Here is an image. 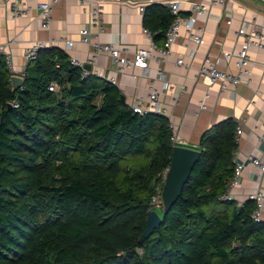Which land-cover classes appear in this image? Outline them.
Masks as SVG:
<instances>
[{
  "label": "trees",
  "instance_id": "obj_1",
  "mask_svg": "<svg viewBox=\"0 0 264 264\" xmlns=\"http://www.w3.org/2000/svg\"><path fill=\"white\" fill-rule=\"evenodd\" d=\"M174 20L166 5L144 9L159 46ZM237 129L226 119L203 134L181 196L141 241L172 162L168 117L134 112L115 85L85 76L60 48L40 50L17 91L0 58V264H264L254 202L221 200Z\"/></svg>",
  "mask_w": 264,
  "mask_h": 264
},
{
  "label": "crops",
  "instance_id": "obj_2",
  "mask_svg": "<svg viewBox=\"0 0 264 264\" xmlns=\"http://www.w3.org/2000/svg\"><path fill=\"white\" fill-rule=\"evenodd\" d=\"M51 0H33V10L21 17L14 18L8 11L9 4L0 0V48L13 58L14 69L20 74L28 65L25 52L32 44L43 42L50 47L64 50L70 59L88 63L92 49L81 43L79 36L89 22L88 5L82 0H57L53 4L50 28L40 26V11L37 3ZM176 0H104L102 6V25L104 32L100 36L103 44H124L132 48L150 47V40L144 35L143 13L140 6L163 4ZM209 7V12L197 20V26L204 29V44L198 48L194 57L188 52L195 47L188 41L185 28H181L180 41L172 47V53L162 64L171 89L161 99L170 113L169 121L177 129L178 140L184 147L198 150L203 134L215 124L233 119L237 125L236 159L244 163V171L239 187L232 191L234 201L245 203L249 193L260 189L264 192V173L250 165L247 157L255 155L264 159V141L259 137L264 133V50L252 49L251 74L236 89L229 86L222 91L220 85H206L198 76V69L204 60L210 57L221 70L237 73L235 58L224 59L223 52H234L241 48L243 38L237 35L243 25L256 23L264 27V5L258 0H229L225 5L211 4L213 0H193ZM189 5L182 4V14H187ZM73 47L66 49V42ZM180 57L184 65H177ZM88 65V64H86ZM92 74L98 72L101 78L110 73L116 80L115 85L128 105L139 97L147 98L148 89L155 81L157 64L150 61L148 69H134L124 74L116 72V67L107 56H99L92 65ZM155 86L161 90V81ZM185 90L181 94V88ZM207 110L198 115V102L206 94ZM264 221V212L262 214Z\"/></svg>",
  "mask_w": 264,
  "mask_h": 264
},
{
  "label": "built area",
  "instance_id": "obj_3",
  "mask_svg": "<svg viewBox=\"0 0 264 264\" xmlns=\"http://www.w3.org/2000/svg\"><path fill=\"white\" fill-rule=\"evenodd\" d=\"M33 0H5L9 4L8 11L14 18H21L29 14L33 7L31 2ZM229 0H213L211 4H222L225 5ZM264 5V0H258ZM57 0L41 1L37 3V9L40 11V26L43 30L50 28L52 21V11L53 4ZM104 0H82L83 5H88L89 9V22L88 24L79 32L81 43L89 46L92 49V55L88 63H84L80 60L70 59L71 65L81 69L84 75L92 74V65L94 61L99 56H107L111 59L112 63L116 67V72L119 74H124L128 71L134 69H141L143 71L148 69V64L150 61H154L157 64L155 81L151 83L148 89L147 98L139 97L134 103L130 105L134 112L144 115L148 113L163 115L166 117L170 116V113L164 106L162 102V95L171 89V84L166 76L164 70L162 69V64L167 61L172 53V47L177 44L180 39V30L185 28L187 33L188 41L195 45L194 48L189 50L188 54L190 57H194L198 51V48L204 44V29L197 26V20L200 16L205 15L209 12V7L202 2H197L193 0H176L168 2L166 6L170 9L171 13L175 16L174 22L170 25L165 33L164 41L161 46L157 45L154 41V35L148 30H143L144 35L150 40V47L145 48H132L129 45L124 44H113L106 43L103 44L100 41V36L104 32L102 25V6ZM186 3L189 5L188 13L182 14V4ZM140 11L144 13V6L139 7ZM237 35L243 38V44L240 49L234 52H223L222 55L224 59L231 60L235 58V66L237 68V73L233 74L218 67L216 61H213L210 57L204 60L203 65L198 69V76L206 83V85H213L215 83L220 85L222 91L227 90L229 86L236 89L240 84H242L245 78H248L251 74V50H264V27L252 23V25H243ZM73 42H66V49L69 50L73 47ZM48 48L43 42H37L32 44L25 52V60L27 63L36 61L38 59V53L40 50ZM0 58H3L7 69L9 70L11 77L19 76L24 79L25 69L18 74L14 69L13 58L8 54L4 48H0ZM88 64V65H86ZM177 65L183 66L184 59L180 57L177 61ZM85 66H90L91 71L85 69ZM98 76V72H95ZM98 74V75H97ZM100 77V76H98ZM101 78V77H100ZM102 79L108 81L112 85H116L117 82L108 73ZM156 81H161V90L157 89L155 86ZM59 86L57 83H52L49 86L50 92H58ZM185 90V86L181 88V94ZM209 94L207 93L205 97L198 102V115L201 111L207 110L206 99H208ZM11 107L17 108L18 102L14 101L10 103ZM169 119V118H168ZM170 129L173 133L172 143L173 146H183V143L178 140L177 129L173 123L170 122ZM260 140L264 141V133L259 137ZM250 165L259 169L260 172L264 173V159L257 157L255 155H249L247 157ZM233 163L235 165L233 177L227 187L225 195L221 197L223 201H234V196L232 191L239 187L246 166L244 163H240L236 159V151L233 153ZM169 168H167L159 178H161V183L156 186V194L151 198L150 211H155L163 209L162 204V190L163 185L167 176ZM247 201H252L255 204V209L252 214V219L255 222H262V214L264 212V192L257 189L247 196ZM238 206H242L243 203H237ZM149 211V212H150ZM140 253L142 251L140 250Z\"/></svg>",
  "mask_w": 264,
  "mask_h": 264
},
{
  "label": "water",
  "instance_id": "obj_4",
  "mask_svg": "<svg viewBox=\"0 0 264 264\" xmlns=\"http://www.w3.org/2000/svg\"><path fill=\"white\" fill-rule=\"evenodd\" d=\"M85 69L91 71L90 66ZM24 83V79L19 76L11 77V84L14 91L19 90ZM123 100L125 98L123 97ZM11 107V105H8ZM201 152L184 146H175L173 149L172 162L167 173L163 190L162 204L163 215H166L181 196L184 186L187 183L196 163L199 161ZM162 216L155 211H150L146 220L145 231L141 236V241L149 238L154 230L162 223Z\"/></svg>",
  "mask_w": 264,
  "mask_h": 264
},
{
  "label": "rangeland",
  "instance_id": "obj_5",
  "mask_svg": "<svg viewBox=\"0 0 264 264\" xmlns=\"http://www.w3.org/2000/svg\"><path fill=\"white\" fill-rule=\"evenodd\" d=\"M163 212L162 210H158V215L162 216Z\"/></svg>",
  "mask_w": 264,
  "mask_h": 264
}]
</instances>
